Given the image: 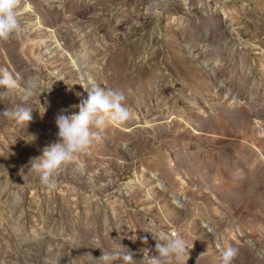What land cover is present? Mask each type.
Masks as SVG:
<instances>
[{
    "label": "rangeland",
    "instance_id": "obj_1",
    "mask_svg": "<svg viewBox=\"0 0 264 264\" xmlns=\"http://www.w3.org/2000/svg\"><path fill=\"white\" fill-rule=\"evenodd\" d=\"M0 68L29 124L0 118V264H100L123 245L147 264H264V0H17ZM122 91L130 118L55 176L28 174L89 85ZM6 89H0L4 92ZM147 240V243L144 241ZM124 251H128V249Z\"/></svg>",
    "mask_w": 264,
    "mask_h": 264
},
{
    "label": "clouds",
    "instance_id": "obj_2",
    "mask_svg": "<svg viewBox=\"0 0 264 264\" xmlns=\"http://www.w3.org/2000/svg\"><path fill=\"white\" fill-rule=\"evenodd\" d=\"M17 0H0V40H7L17 33L20 25L17 14ZM0 104L4 97L19 90L27 99L35 94L37 84L30 79L21 87L19 81L5 68H0ZM85 90L86 100L78 106V113L71 115L61 113L56 117L58 140L45 147L41 157L30 161L28 174H35L39 182L47 187H55V176L62 167L70 162L78 153L85 151L94 143L102 140L101 133L107 126H117L130 118L125 106V95L122 91L113 90L91 84ZM32 108L27 104L6 107L0 118L13 120L19 124H29L32 119ZM156 240L154 254L148 253L147 264H170L172 259L179 260L185 250V241L180 237ZM147 243V240L144 241ZM127 247H118L105 251L98 259L100 264H135L134 253ZM237 252L232 247L223 248L220 252V264H233Z\"/></svg>",
    "mask_w": 264,
    "mask_h": 264
},
{
    "label": "bare ground",
    "instance_id": "obj_3",
    "mask_svg": "<svg viewBox=\"0 0 264 264\" xmlns=\"http://www.w3.org/2000/svg\"><path fill=\"white\" fill-rule=\"evenodd\" d=\"M88 0H85V2H87ZM0 201H1V199H0Z\"/></svg>",
    "mask_w": 264,
    "mask_h": 264
}]
</instances>
